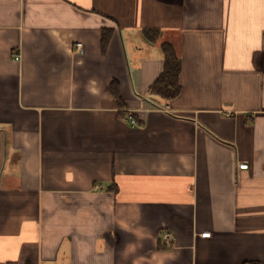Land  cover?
<instances>
[{
	"label": "crops",
	"instance_id": "obj_1",
	"mask_svg": "<svg viewBox=\"0 0 264 264\" xmlns=\"http://www.w3.org/2000/svg\"><path fill=\"white\" fill-rule=\"evenodd\" d=\"M0 264H264V0H0Z\"/></svg>",
	"mask_w": 264,
	"mask_h": 264
},
{
	"label": "trees",
	"instance_id": "obj_2",
	"mask_svg": "<svg viewBox=\"0 0 264 264\" xmlns=\"http://www.w3.org/2000/svg\"><path fill=\"white\" fill-rule=\"evenodd\" d=\"M158 31V29H148V38L157 39L159 35ZM162 49L165 54L164 68L151 84V90L161 94L165 98H170L180 92L181 58L177 54L173 44L169 41L162 42Z\"/></svg>",
	"mask_w": 264,
	"mask_h": 264
},
{
	"label": "built area",
	"instance_id": "obj_3",
	"mask_svg": "<svg viewBox=\"0 0 264 264\" xmlns=\"http://www.w3.org/2000/svg\"><path fill=\"white\" fill-rule=\"evenodd\" d=\"M75 47L77 48L78 51L83 52V42H82V41H76V43H75ZM13 57H14L15 59H20V58H21V55H20V53H18V52H14V53H13ZM130 120H131L132 123H137V122H138V120H137L136 117H134V116H132V117L130 118ZM239 167H241V168H246V167H248V163H247V162H242V163L239 164ZM210 234H211L210 231H204V232H201V235H202V236H209Z\"/></svg>",
	"mask_w": 264,
	"mask_h": 264
}]
</instances>
